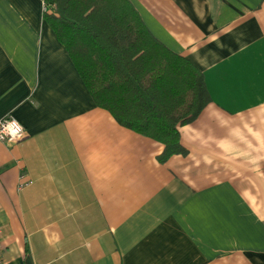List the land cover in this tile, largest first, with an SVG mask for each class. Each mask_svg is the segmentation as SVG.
I'll return each mask as SVG.
<instances>
[{
    "label": "crops",
    "instance_id": "1",
    "mask_svg": "<svg viewBox=\"0 0 264 264\" xmlns=\"http://www.w3.org/2000/svg\"><path fill=\"white\" fill-rule=\"evenodd\" d=\"M204 73L211 102L180 127L186 155L99 107L44 18L0 0L5 264H264V0H130Z\"/></svg>",
    "mask_w": 264,
    "mask_h": 264
},
{
    "label": "trees",
    "instance_id": "2",
    "mask_svg": "<svg viewBox=\"0 0 264 264\" xmlns=\"http://www.w3.org/2000/svg\"><path fill=\"white\" fill-rule=\"evenodd\" d=\"M96 104L122 126L186 155L180 127L211 102L203 71L158 40L130 0H44Z\"/></svg>",
    "mask_w": 264,
    "mask_h": 264
},
{
    "label": "built area",
    "instance_id": "3",
    "mask_svg": "<svg viewBox=\"0 0 264 264\" xmlns=\"http://www.w3.org/2000/svg\"><path fill=\"white\" fill-rule=\"evenodd\" d=\"M25 133L26 132L22 124L13 116L8 115L0 118V141L6 143L20 142L24 139ZM2 232L3 226L0 224V237ZM0 264H5L2 258L1 246Z\"/></svg>",
    "mask_w": 264,
    "mask_h": 264
},
{
    "label": "water",
    "instance_id": "4",
    "mask_svg": "<svg viewBox=\"0 0 264 264\" xmlns=\"http://www.w3.org/2000/svg\"><path fill=\"white\" fill-rule=\"evenodd\" d=\"M27 263H28V264H32L30 258L27 259Z\"/></svg>",
    "mask_w": 264,
    "mask_h": 264
}]
</instances>
